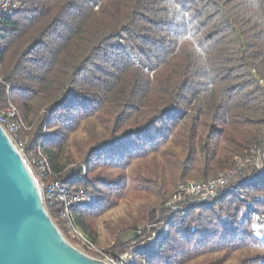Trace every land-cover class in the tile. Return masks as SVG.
Instances as JSON below:
<instances>
[{
	"label": "trees",
	"instance_id": "16d2710c",
	"mask_svg": "<svg viewBox=\"0 0 264 264\" xmlns=\"http://www.w3.org/2000/svg\"><path fill=\"white\" fill-rule=\"evenodd\" d=\"M0 79L24 155L90 195L74 222L113 261L264 264V0H20L0 18ZM88 123L101 133L75 140ZM253 152L214 197L168 205L178 181ZM121 204L106 251L98 224Z\"/></svg>",
	"mask_w": 264,
	"mask_h": 264
},
{
	"label": "water",
	"instance_id": "95a60500",
	"mask_svg": "<svg viewBox=\"0 0 264 264\" xmlns=\"http://www.w3.org/2000/svg\"><path fill=\"white\" fill-rule=\"evenodd\" d=\"M0 264H106L64 237L21 153L0 126Z\"/></svg>",
	"mask_w": 264,
	"mask_h": 264
},
{
	"label": "built area",
	"instance_id": "2783aa9c",
	"mask_svg": "<svg viewBox=\"0 0 264 264\" xmlns=\"http://www.w3.org/2000/svg\"><path fill=\"white\" fill-rule=\"evenodd\" d=\"M19 5L20 0H0V18L3 15L13 13ZM0 126L16 149H21L23 151L25 143L19 139V134L24 129V123L19 119L18 111L13 105L10 104L0 110ZM262 134L264 135V131ZM253 155V160H250V158H236L234 167L227 169L225 172H216L206 181H183L179 183L177 192L168 205L174 204L180 199L186 197L198 201H206L214 197L219 189L229 185L232 180L242 172V170L253 166H256L257 168L259 167L260 158L259 156L257 157L254 152ZM23 159L34 180L38 184L44 204H46L47 201L52 202L59 208V219L64 223L68 234L76 237L82 248L91 253L101 254L82 230L76 226L71 213V210L75 205L92 202L90 195L81 188L70 190L60 182L48 181L43 183L42 180L46 179L51 171L50 165L45 157L34 159L31 156H24ZM33 169L35 172H33ZM128 258L129 260L127 262L133 261L132 256H129L128 254L121 256V259H119L120 261L117 262H113V260L108 257L111 263L116 264H127L126 260Z\"/></svg>",
	"mask_w": 264,
	"mask_h": 264
},
{
	"label": "rangeland",
	"instance_id": "374dc122",
	"mask_svg": "<svg viewBox=\"0 0 264 264\" xmlns=\"http://www.w3.org/2000/svg\"><path fill=\"white\" fill-rule=\"evenodd\" d=\"M93 124L94 123H92V124L91 123L86 124L85 125V129H83V131H81L78 134H76L75 137H74V139L75 140H79V141H81L83 139H86L88 137V135H89V133L87 132V130L96 129L95 132L101 133V129H99L98 126H95L94 127ZM70 148H72V145H70ZM18 151L21 153L22 157L24 158L25 155H24L23 151L21 149H18ZM253 157H254V155L252 153L251 156H246L245 158L235 157L233 161L235 162L236 161V158L237 159L250 158V160H253ZM226 170H219V171H224L225 172ZM219 171H216V172H219ZM33 172H35L34 169H33ZM184 181H204V180H192V179H189V180H184ZM181 182H183V180H180V181L177 182L176 189H177L179 183H181ZM90 203H92V202H90ZM127 212H128L127 205L121 204L116 209H114L113 211H111L106 217H104L102 220L99 221L98 226H99V232L101 234V241L103 242L104 246L107 247V250L106 251H110L111 249H113V247L115 246L114 245V242H115V239H116L114 236L110 235V233H109L108 230H106V227H107L108 223H115V222H118L120 219L126 218ZM140 228H143V227H140ZM64 237L66 238V240L72 246L78 248L83 253H85L87 256L92 257V258H94V259H96L98 261L104 262L106 264H116V263H111L109 261L108 257H110V256L106 255L104 251L99 250L101 252V254L95 255L96 253L95 254L94 253H91V252L87 251L86 249L82 248L81 245L79 244L78 239L76 237H74L73 235L67 234V235H64ZM131 254L132 253H130L128 255L129 256H132ZM132 258H133V256H132ZM119 259H121V257ZM128 260H129V258L126 260V262ZM113 262H115V261H113Z\"/></svg>",
	"mask_w": 264,
	"mask_h": 264
}]
</instances>
